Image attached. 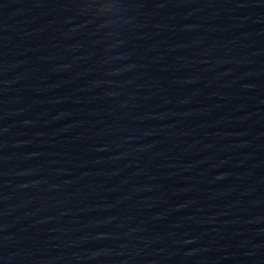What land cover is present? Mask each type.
Segmentation results:
<instances>
[{
	"label": "water",
	"instance_id": "water-1",
	"mask_svg": "<svg viewBox=\"0 0 264 264\" xmlns=\"http://www.w3.org/2000/svg\"><path fill=\"white\" fill-rule=\"evenodd\" d=\"M0 264H259L145 119L4 0Z\"/></svg>",
	"mask_w": 264,
	"mask_h": 264
}]
</instances>
